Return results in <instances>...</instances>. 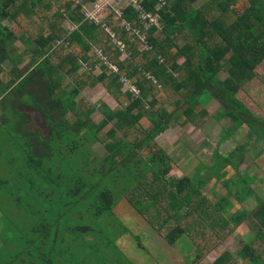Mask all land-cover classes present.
I'll list each match as a JSON object with an SVG mask.
<instances>
[{
    "label": "trees",
    "instance_id": "1",
    "mask_svg": "<svg viewBox=\"0 0 264 264\" xmlns=\"http://www.w3.org/2000/svg\"><path fill=\"white\" fill-rule=\"evenodd\" d=\"M81 1L90 4L95 0ZM163 1L165 4L157 10L160 0H138L145 11H158L161 15L159 26L145 29L144 41L132 29L122 26L125 20L134 29L144 28L131 5L121 17L112 11L98 23L86 18L83 5L75 0H0V20H11L21 28L22 40L30 45L24 53H32L36 62L13 87H24L23 96L30 95L27 102L37 105L50 119L72 112L80 120L78 128L83 130L80 137L65 138L67 143L74 140L75 146H68L67 151L55 150L52 159H47L46 152L39 158L16 130L14 119L18 111L11 108L9 101L13 93L5 92L10 88L1 92L4 114L0 115V167L5 166L0 170V194L8 192L9 203L14 199L18 205L20 197L16 195L20 191L27 195L34 189L41 192L46 180V189L54 188L48 195L49 202L55 192L62 194V185L71 197L65 204L70 206L59 217L91 196L97 202V207L92 205L94 215H103L112 212L115 199L114 191L104 180L117 173L118 179H125L128 173L121 172L122 169L133 168L132 185L124 196L139 212L145 201L151 203L154 210L141 215L169 246L186 235L193 243L195 261H199L253 216L252 241L237 252L226 250L213 264H264V198L255 195L254 177L240 171L249 149L239 146L218 156L220 161L214 163L210 173L229 188L224 170L232 166L238 172V180L229 194L239 204L254 195L259 199L258 205L253 210L238 208L222 217L219 213L234 204L228 197L214 203L201 191L211 177L198 180L186 175L169 179L172 159L157 143V138L174 123L181 127V134L188 125L200 126L208 115L205 107L212 99L220 103L215 118L231 121L220 144L243 126L249 128L250 137L254 136L255 147L264 142V117L238 96L257 77L255 71L264 62V0H207L199 7L195 6L198 0ZM242 2L248 6L245 18H239L235 8ZM66 20L74 29L65 26ZM5 31L0 22V33ZM3 58L0 54L1 63ZM223 73L227 76L222 77ZM38 74L42 86L33 93L27 88L28 82ZM127 81L138 88V95L125 88ZM100 84L115 99L114 108L104 103L95 105L84 96L78 99L87 87ZM205 93L210 94V100L203 103L200 98ZM199 106L202 108L198 109ZM97 111L103 114L99 123L92 119ZM107 126L110 128L103 138L100 133ZM97 142L106 150L104 156L93 151ZM145 149L148 157L142 155ZM262 153L264 148L257 152ZM121 154L124 157L119 159ZM47 163L52 165L45 168ZM38 177L43 180L39 182ZM1 204L0 201V211L6 214ZM48 212L40 217V227L46 230L38 232L17 255L23 264L26 259L21 258L30 254L31 245H45L51 227L59 220L50 222ZM42 235L44 239L40 240ZM39 255L48 257L47 253ZM40 259L44 264H52L49 257Z\"/></svg>",
    "mask_w": 264,
    "mask_h": 264
},
{
    "label": "rangeland",
    "instance_id": "2",
    "mask_svg": "<svg viewBox=\"0 0 264 264\" xmlns=\"http://www.w3.org/2000/svg\"><path fill=\"white\" fill-rule=\"evenodd\" d=\"M206 1L198 0L195 6L199 7ZM76 4L79 3L76 2ZM235 8L239 18L246 17L248 6L245 3L242 2ZM105 14H108V12H105ZM0 22L6 30L4 33H0L3 35L0 37V54L4 56L3 62H0V69H2L0 72V93L10 88L5 91L6 93H13L9 98L12 103V107L11 105L10 107L19 111V113L21 110H29L31 112L29 117H32L35 130L47 131V126L46 128L41 126L42 112L31 110L27 105L28 102H23L24 99L30 100L29 94L25 97L22 94L24 87H18V89L13 87L16 86L15 84L20 80V77L36 63L32 54H23L24 50L30 45L22 40L23 31L15 22L8 19L0 20ZM65 26L69 29L75 27L69 20L65 21ZM255 72L257 77L248 82L238 96L252 111L264 117V62L257 67ZM226 76V73L222 74V77ZM39 78L38 74L28 82L30 85L35 86L37 90H40L42 86L39 83ZM7 84L11 86H7ZM104 88L100 84L94 90L84 91V94L98 104L108 102L111 105L110 108L115 107L116 103ZM125 88H127V85ZM200 100L203 103L208 102L210 94L205 93ZM14 101L16 102L13 106ZM169 107L172 109L173 105ZM200 108L202 107L199 106L198 109ZM205 108L208 110V115L200 126L188 125L185 128V133L181 134V127L174 123L167 132L157 138L158 145L163 147L172 159L173 169L169 179L175 180L186 175L196 177L198 180L211 177L209 183L202 187L201 191L214 203L219 202L223 197H228L230 202L234 204L232 208L229 207L219 213L222 217L228 216L238 208L253 210L258 205V198H264V153L257 154L264 148V142L258 143L255 147L254 136L250 137L249 128L243 126L240 130L234 132L230 139L220 144L222 134L230 128L231 121L229 118H222L220 121L215 118L220 108V103L217 100L212 99ZM2 111L0 107V113ZM101 117L103 118V114H96L94 116L95 123H99L102 120ZM109 128L110 126H107L101 131L100 135L103 138ZM43 140L46 144L49 143L46 150H37L35 153L39 158H43V153L46 152L47 159H52L54 156L50 150L54 146L55 138L47 135ZM239 146L249 149L243 159L240 171L243 175L247 173L249 176L254 177L252 188L255 190V195L258 196V198H255L253 195L242 204L237 202L234 195L229 194V189L233 188L238 180V172L232 166L224 170L226 172L225 179L230 181L229 188L210 173L214 163L220 161L218 156H224ZM92 149L100 157L106 154L101 142L93 145ZM145 150L142 155L145 156L146 154L148 157L150 154ZM216 152L218 155H215ZM123 157L124 154H121L119 159ZM139 164L141 163L139 162ZM51 165L47 163L45 168ZM4 166L0 167V170ZM16 166H19V164H16ZM133 171V168H130V171L122 169L121 172L128 173L125 179H118L120 173H117L111 179L107 177L104 180L105 185L114 191L115 199L112 212L102 213L103 215H94V207H97V202L91 196L84 201L81 200L67 214L59 217L70 206L65 204L71 200V197L66 195L65 187L62 185V194L55 192L52 201L49 202L50 197L48 195L54 188L51 187L48 191L46 180L43 183L45 190L42 188L41 192L34 189L31 195H27L25 192L20 191L16 195L20 197V204L18 205L13 199L14 196L12 203H9L10 195L8 192L0 194L1 209L6 211V214L0 211V256H2L0 263L8 264L9 261L15 260L12 264H23L22 261L17 259V255L28 246L29 240L31 241L38 236V232L46 230L45 227H40V217L46 211H49L46 215H48L50 222L55 221L57 218L59 220L51 227L49 237L44 240L45 245H31L30 254H26L21 258V260L26 259L25 264H44L40 257L44 259L49 257L52 264H127L129 262L133 264H213L215 258L225 250L230 249L236 252L242 248L243 241L241 239L244 238L243 235L246 234L247 236L250 233L253 216H249L237 228L235 233L226 240L221 241L215 250L199 261H195L193 243L186 235L180 238L175 245L169 246L141 215V212L146 213L154 210L151 203L145 201L142 207L138 208L141 211L139 212L134 210V207L124 196L126 189L132 185L131 174ZM37 180L40 182L43 179L38 177ZM38 211H41V214ZM24 233H29V235L24 237ZM39 239L43 240V235ZM40 253H47L48 257L40 256Z\"/></svg>",
    "mask_w": 264,
    "mask_h": 264
},
{
    "label": "crops",
    "instance_id": "3",
    "mask_svg": "<svg viewBox=\"0 0 264 264\" xmlns=\"http://www.w3.org/2000/svg\"><path fill=\"white\" fill-rule=\"evenodd\" d=\"M31 49V48H30ZM28 49L26 48L25 50H24V52H26ZM23 52V54H25V55H28V54H30V53H24ZM32 54V53H31ZM33 66H35V65H33ZM33 66L32 67H30V69L27 71V72H25V73H28V72H30V70H32V68H33ZM24 73V74H25ZM97 86H99V85H97ZM97 86L96 87H94V88H91V87H87L85 90H83L82 92H81V94H80V96L78 97V99L79 98H81V97H86L91 103H93V104H95V105H98V106H100L101 104H98V103H96V102H94L93 100H91V99H89L87 96H85V94H84V91H86V90H94V89H96L97 88ZM28 89L30 90V91H32L33 93L34 92H38V90H37V88L35 87V86H32V85H29V87H28ZM105 89V91H107V89L106 88H104ZM68 90H71L70 88L68 89ZM108 95H110L109 93H108ZM27 96V95H26ZM111 96V95H110ZM112 97V96H111ZM112 99L114 100V102L116 103V101H115V99L112 97ZM26 99H24L23 100V102H26L27 103V100L25 101ZM104 104H107L108 106H110L111 107V105L108 103V102H103ZM30 108H31V110H33V111H35V110H40L41 111V109L37 106V105H34V104H32V103H28L27 104ZM1 107V106H0ZM114 108V107H113ZM2 110V109H1ZM42 112V111H41ZM2 114H4L3 113V111L0 113V115H2ZM96 114H101L102 115V113H100L99 111H97L93 116H92V119L94 120V121H96L95 120V118H94V116L96 115ZM17 115V117L14 119V125L17 127L16 128V130L18 131V135L20 136V137H22V138H25L26 139V142H25V144H26V146H28L29 148L31 147V150L32 151H34V152H36L37 150L38 151H44V150H46V146L49 144V143H47L46 144V142H45V140H43V138H45V136H47V135H51V136H53L54 138H55V140H54V146H53V148H52V150H50V151H52V152H55V150H57V151H67V148H68V146H75L76 145V143H75V141L74 140H70L68 143H67V141H66V137L67 136H72V137H77V136H81L82 135V132H83V130H82V128H81V126L78 128V123H77V121L78 122H80V120H78V117L75 115V114H73L72 112H69V113H67L65 116H62V115H60V114H57V117H53V118H48V117H46V115L42 112V123H41V126L42 127H45L46 128V126H47V128H48V130L47 131H45V130H41V129H39V130H35V126H34V124H33V121H32V117H29V115H31V112L28 110H21L20 111V113H19V111H18V113L16 114ZM102 118V117H101ZM16 122L18 123V124H16ZM45 132H47V134H45ZM165 132H167V131H165ZM164 132V133H165ZM33 148V149H32ZM59 148V149H58ZM60 149H62V150H60ZM254 227H252L251 228V230H250V233L246 236V234L245 235H243L244 236V238L243 239H241L243 242H242V244L244 245L245 243H248L249 241H252V239H253V237H254V235H255V231H254ZM230 250V249H229ZM226 251V250H225ZM224 251V252H225ZM237 252V251H236ZM223 253V252H222ZM221 253V254H222ZM220 254V255H221ZM220 255H218V257L220 256ZM217 257V258H218ZM216 259V258H215ZM240 262H242V260L241 259H238Z\"/></svg>",
    "mask_w": 264,
    "mask_h": 264
},
{
    "label": "built area",
    "instance_id": "4",
    "mask_svg": "<svg viewBox=\"0 0 264 264\" xmlns=\"http://www.w3.org/2000/svg\"><path fill=\"white\" fill-rule=\"evenodd\" d=\"M75 2L83 5L86 18L93 19L98 23L99 22L101 23L103 19L106 17L107 14H105V12L110 13L112 11H115L121 17L123 15L124 9L127 6L129 5L133 6L136 9V11L139 13V18L142 21L144 28L134 29L132 28L130 23L126 22L125 20L122 21V26H125L128 30L132 29L135 32V34L144 41L147 40L144 34L145 29H149L152 26L160 25L159 19L161 18V15L158 13V11L157 12L145 11L142 8V6L139 4L138 0H95L92 4L82 3L81 0H76ZM164 4L165 2L163 0H160V4L157 6V10H160ZM121 48L124 49V45L122 43H121ZM111 67L117 70L115 66H111ZM126 85H127V89L133 91L136 95L140 93L138 88L135 85L131 84L130 81H127L125 83V86Z\"/></svg>",
    "mask_w": 264,
    "mask_h": 264
}]
</instances>
